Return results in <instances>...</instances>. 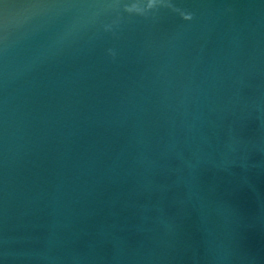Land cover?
Returning <instances> with one entry per match:
<instances>
[{
	"label": "water",
	"instance_id": "water-1",
	"mask_svg": "<svg viewBox=\"0 0 264 264\" xmlns=\"http://www.w3.org/2000/svg\"><path fill=\"white\" fill-rule=\"evenodd\" d=\"M0 264H264V0H0Z\"/></svg>",
	"mask_w": 264,
	"mask_h": 264
}]
</instances>
